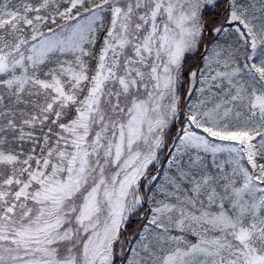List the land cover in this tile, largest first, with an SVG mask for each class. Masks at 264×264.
I'll list each match as a JSON object with an SVG mask.
<instances>
[{
  "label": "snow or ice",
  "instance_id": "6c2138e0",
  "mask_svg": "<svg viewBox=\"0 0 264 264\" xmlns=\"http://www.w3.org/2000/svg\"><path fill=\"white\" fill-rule=\"evenodd\" d=\"M0 264H264V0H0Z\"/></svg>",
  "mask_w": 264,
  "mask_h": 264
}]
</instances>
